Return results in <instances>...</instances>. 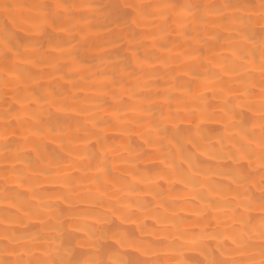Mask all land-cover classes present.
I'll return each instance as SVG.
<instances>
[{
	"label": "bare ground",
	"instance_id": "6f19581e",
	"mask_svg": "<svg viewBox=\"0 0 264 264\" xmlns=\"http://www.w3.org/2000/svg\"><path fill=\"white\" fill-rule=\"evenodd\" d=\"M40 2L0 0V264L113 213L154 264H264L261 0Z\"/></svg>",
	"mask_w": 264,
	"mask_h": 264
},
{
	"label": "snow or ice",
	"instance_id": "6c2138e0",
	"mask_svg": "<svg viewBox=\"0 0 264 264\" xmlns=\"http://www.w3.org/2000/svg\"><path fill=\"white\" fill-rule=\"evenodd\" d=\"M47 13L46 23L49 26H58L65 22L63 14L59 11L63 5L57 0L55 3H48L47 0H42L38 5ZM100 7H104L100 5ZM113 13V23L117 27L135 25L139 19L138 15H133L129 10L135 9L139 11L141 8H147L148 5L134 4L124 2L121 0H112L109 5ZM261 9L264 10V0H261ZM54 38V33H52ZM241 39L247 40L244 36ZM262 56L264 60V26H262V34L260 38ZM264 72V64L261 66ZM262 100H264V93H262ZM262 120H264V104H262ZM231 143V142H230ZM254 141H245L241 137L236 143L232 144L236 148V152L240 157L245 154L252 155L250 149L254 145ZM259 153L261 160V178L262 185L260 197L264 203V123L261 124V137L259 140ZM231 159V158H229ZM69 224L74 221H65ZM124 223L119 221L113 213L112 219L101 218L98 223L92 226L78 224L77 228L73 230H65L60 238L59 246L56 248L55 257L51 260L44 261L43 264H154L153 261L147 257L150 255L148 247L141 243L135 249L131 245L125 243ZM203 255V252L201 253ZM178 264H228L222 260H190L178 262Z\"/></svg>",
	"mask_w": 264,
	"mask_h": 264
}]
</instances>
